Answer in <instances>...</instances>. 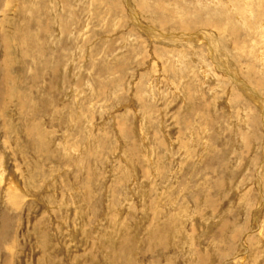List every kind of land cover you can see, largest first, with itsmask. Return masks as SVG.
<instances>
[{
  "label": "rangeland",
  "instance_id": "1",
  "mask_svg": "<svg viewBox=\"0 0 264 264\" xmlns=\"http://www.w3.org/2000/svg\"><path fill=\"white\" fill-rule=\"evenodd\" d=\"M0 168V264H264V0H0Z\"/></svg>",
  "mask_w": 264,
  "mask_h": 264
},
{
  "label": "bare ground",
  "instance_id": "2",
  "mask_svg": "<svg viewBox=\"0 0 264 264\" xmlns=\"http://www.w3.org/2000/svg\"><path fill=\"white\" fill-rule=\"evenodd\" d=\"M79 8V7H78ZM71 10H72V12H76V10H77V5H75L73 8H70ZM150 14V16L152 17V19H153V21H154V24H156V25H158L161 29H165L166 28V21H167V18L169 17L170 18V16H168V14H165L164 13V15H162V16H159V17H156V15H155V13H149ZM154 15V16H153ZM167 18H166V17ZM74 18H76V15L74 16ZM169 23V22H168ZM195 24V25H194ZM176 25H178V27L179 26H181V29L182 30H184V32H188L189 30H191V28L192 27H194V26H199V27H203V26H205L206 28L209 26L210 28L212 27V28H214L216 31H218V33L219 34H221V33H225L226 31L225 30H223L222 28H221V20L220 19H216V18H214V17H211V18H207V19H203V18H201V17H199V18H197L195 21H186V22H184V23H179L178 22V24H176ZM175 25V26H176ZM58 26H59V28L60 27H64L65 25L64 24H62V23H60V20H57V21H55V19L53 20V16L49 19V22H48V25H47V27H46V29H45V31H44V34H45V37H49V41H51V36H52V33H50V29H51V27L53 28V29H57L58 28ZM207 30H208V28H207ZM60 31H61V28H60ZM216 34V33H215ZM63 35H65V33H63V32H59L58 34H57V36L56 37H54L55 39H57L58 41H62V36ZM155 37V36H154ZM153 37V38H154ZM37 48H38V50L40 51V53H42L41 55H43L44 54V52L45 51H43V49H42V47H39V45L37 44ZM42 49V50H41ZM60 57V56H59ZM64 59V58H63ZM47 60H49V59H46V60H44V64L45 65H48V64H50V62L49 61H47ZM62 60V59H61ZM61 64V62H59L58 60H57V62H56V64H54V67L53 68H51L50 66H49V68L51 69V70H53L54 71V73L55 74H59V70H60V68H58V67H60L59 65ZM48 68V69H49ZM61 72V71H60ZM53 73V74H54ZM55 76V75H54ZM58 86V85H57ZM51 87V86H50ZM53 88V90L51 91L49 88H48V91L49 92H51V93H56V92H58V88H55V87H52ZM48 94V93H47ZM46 94V95H47ZM54 97V96H53ZM54 100V99H53ZM34 103V102H33ZM35 104V103H34ZM57 111H59L60 112V109L58 108V110ZM28 122V121H27ZM40 143V142H39ZM8 160V159H7ZM12 160V159H11ZM3 164H5L4 162H3ZM7 164V163H6ZM2 167V166H1ZM10 167V166H9ZM14 167H16V166H14ZM6 168V167H5ZM1 169V168H0ZM18 169V168H17ZM3 170V169H2ZM14 170V169H13ZM3 171H5V170H3ZM15 171V170H14ZM6 172V171H5ZM3 173V172H2ZM17 172L15 171V173L14 174H16ZM11 175V174H10ZM19 176V175H18ZM11 178V177H10ZM20 178V177H19ZM18 178V179H19ZM12 179V178H11ZM11 179H9V180H11ZM7 180V179H6ZM8 180V181H9ZM11 182V181H10ZM17 183V182H16ZM16 183H15V185H16ZM13 184H14V182H13ZM12 184V185H13ZM7 186V185H6ZM14 186V185H13ZM17 186V185H16ZM15 187V186H14ZM15 189H16V187H15ZM14 190V189H13ZM16 191H20V192H22V194L24 195V196H26V194H27V192H24V191H22V189L20 188V184H19V186L17 187V190ZM18 193V192H17ZM15 195V194H14ZM16 196V195H15ZM19 196L21 197V195L19 194ZM15 198H17V197H15ZM14 198V199H15ZM26 200V199H25ZM16 201V200H15ZM25 202V201H24ZM18 207H19V201L17 200L16 202H14ZM11 205V204H10ZM14 206V205H13ZM17 207V208H18ZM19 209V208H18ZM2 214V213H1ZM11 214V213H10ZM18 215V214H17ZM16 214H15V216L14 215H9L8 216V218L10 217V218H12L13 217V219L14 218H16V216H17ZM2 218H4L5 216H1ZM18 217V216H17ZM5 218H7V217H5ZM8 218L7 219H2V223H3V225H6V223H7V221H9L8 220ZM18 219H20V221H21V218H18ZM19 224V223H18ZM18 226V225H17ZM10 230L11 229H6L5 231H6V233H8V234H3V236H8L9 234H10ZM6 238H8V237H5V238H3V240H6ZM6 241H8V240H6ZM10 242V241H9ZM4 243V242H3ZM15 243V242H14ZM4 244H6V242L4 243ZM17 244V243H16ZM9 246V245H8ZM13 247H14V244L12 245ZM10 247V246H9ZM11 248V247H10ZM16 249V248H15Z\"/></svg>",
  "mask_w": 264,
  "mask_h": 264
}]
</instances>
